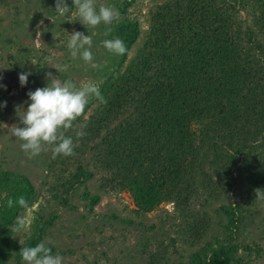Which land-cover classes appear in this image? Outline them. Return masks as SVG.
Returning a JSON list of instances; mask_svg holds the SVG:
<instances>
[{
  "label": "rangeland",
  "instance_id": "374dc122",
  "mask_svg": "<svg viewBox=\"0 0 264 264\" xmlns=\"http://www.w3.org/2000/svg\"><path fill=\"white\" fill-rule=\"evenodd\" d=\"M166 1L97 0V6H112L121 14L119 22L111 26L113 32L106 36L103 24L88 30L77 15L60 17L55 12L56 0H0V84L6 85V89L0 88V97L7 102L0 114V174L25 177L34 189L30 205L19 210L10 223L6 221L10 208L0 215L9 235L7 241L0 238V264H16L17 249L53 215L55 221L43 242L64 258L63 264H189L197 259L206 261L221 246L230 247L235 258L230 264H264V200L257 199L258 187L254 189L250 176L253 168L246 162L258 157L232 154L233 149L210 156L206 165L209 175L193 178V183L202 187L188 208L179 209L173 202L163 201L143 212L127 192L114 190V184L109 183L112 175L101 169L97 158L102 149L99 139L87 143L83 152L78 149L87 134L78 139L76 133H86L99 100L93 98L85 114L66 133L79 145L76 156L53 159L49 148L29 159L20 147L22 142L9 131L13 125L23 127L16 108L27 109V93L47 86V73L61 80L72 79L78 86L87 82L100 86L108 76L124 72L144 45L155 11ZM66 3L76 11L73 0ZM236 9L237 21L249 23V11L239 5ZM127 21L136 24L139 37L127 47L126 54L113 55L101 42L117 38L116 28ZM73 31L92 37L97 67L71 57L67 43ZM49 56L58 66L69 65L68 70L60 73L47 65L45 57ZM22 72L31 73L26 86L19 82ZM201 127L195 126L197 130ZM79 162L93 172V177L77 184L69 192V206L63 207L59 199L66 194L61 184ZM95 196L99 201L92 204ZM4 197H0V210ZM17 217L26 223L19 232L12 230ZM255 247L262 250L261 256L254 253Z\"/></svg>",
  "mask_w": 264,
  "mask_h": 264
},
{
  "label": "trees",
  "instance_id": "16d2710c",
  "mask_svg": "<svg viewBox=\"0 0 264 264\" xmlns=\"http://www.w3.org/2000/svg\"><path fill=\"white\" fill-rule=\"evenodd\" d=\"M218 1L167 0L155 11L148 37L130 66L99 86L107 103L99 102L78 149L83 152L87 143L99 139L97 158L112 175L109 183L127 192L143 212L163 201L188 208L202 187L193 178L200 174L205 179L210 156L223 150L258 157L246 162L253 168L254 189L264 191V0ZM238 5L249 11V23L237 21ZM116 31L126 47L139 37L130 21ZM92 177L86 165L76 163L61 184L66 196L59 203L68 207L69 192ZM33 193L25 177L1 173L0 197H5L0 215L9 208V198L23 195L30 205ZM98 201L95 196L92 204ZM22 209L18 204L10 208L6 221ZM55 218L17 249L16 264L23 262L22 247L42 242ZM5 231L1 222L0 238L7 241ZM254 253L261 256L262 250L255 247ZM234 259L230 247L221 246L206 261L189 264H230Z\"/></svg>",
  "mask_w": 264,
  "mask_h": 264
},
{
  "label": "clouds",
  "instance_id": "9594fccd",
  "mask_svg": "<svg viewBox=\"0 0 264 264\" xmlns=\"http://www.w3.org/2000/svg\"><path fill=\"white\" fill-rule=\"evenodd\" d=\"M75 12L66 3V0H56L55 12L60 17H66L69 13L77 15L78 20L89 29H94L101 24L106 26L105 35L113 32L111 27L114 23H118L121 14L119 10L112 6L100 4L97 6V0H73ZM39 40V33H37ZM102 46L113 55H124L127 47L120 38L105 39L101 42ZM93 40L90 35H85L80 31H73L67 43V48L73 59H82L86 64L93 68L97 67L95 57L91 51ZM45 63L50 67L56 68L60 73L66 72L69 65L64 64L58 66L55 64L53 57H45ZM28 73L19 74V82L21 86L28 84ZM46 78L50 81L47 86L37 88L35 91L27 93L30 98L25 110L23 106H17L16 111L20 124L9 127L11 134L21 141V149L25 155L32 159L42 152H46L51 148L53 159L59 155L76 156L75 148L78 143H74L72 137L66 133L73 128L74 122L85 114L86 107L89 102L95 98L101 104H106L107 100L101 94L98 84L95 82L82 83L79 86L72 80H61L53 76L51 72L46 74ZM3 77L0 76V80ZM0 88L6 85L0 84ZM7 102L0 104V108L6 107ZM23 113L20 114V110ZM86 133L78 131L77 138H82ZM257 199H264V191L257 190ZM21 208H27L28 201L21 195L16 200L9 198L7 207L12 208L15 205ZM26 227L25 220L17 217L14 229L16 232ZM20 256L24 264H63L64 258L59 254H53L52 249L45 242H40L32 247H22Z\"/></svg>",
  "mask_w": 264,
  "mask_h": 264
}]
</instances>
